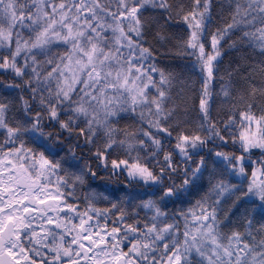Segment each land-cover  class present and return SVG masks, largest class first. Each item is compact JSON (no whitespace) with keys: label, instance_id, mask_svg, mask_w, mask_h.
Instances as JSON below:
<instances>
[{"label":"snow or ice","instance_id":"snow-or-ice-1","mask_svg":"<svg viewBox=\"0 0 264 264\" xmlns=\"http://www.w3.org/2000/svg\"><path fill=\"white\" fill-rule=\"evenodd\" d=\"M233 3L230 22L210 33L212 0H192L187 10L175 12L187 33L180 46L194 57L202 78L201 119L186 127L187 121L169 123L177 111L168 107L175 77L149 65L153 51L144 47L148 28L143 13L151 5L168 14L161 17L167 23L173 9L169 0H0V70L28 77L23 86L7 87L30 90L28 99L19 98L14 121L6 116L9 104L0 102V132L6 133L0 144V264H9L7 258L14 264H35L32 257L41 248L53 254L48 264H192L193 251L208 264H264V239L245 242L250 234L218 231L217 208L225 194L264 211V114L257 116L254 103H248L239 124L234 110L222 123L209 122L216 65L229 34L241 31L239 40L257 46L264 56V0ZM109 18L111 23H101ZM154 39L171 37L158 30ZM61 46L64 54L52 52ZM221 92L228 99L224 86ZM256 92L253 88L251 94ZM259 92L264 96V89ZM138 108L139 127L114 126L122 112ZM49 127L55 131H46ZM229 141L234 148L239 145V155L212 148L201 155L209 143L226 148ZM77 148L88 150L97 170L124 175L125 188L135 184L150 190L149 199L137 205L152 213L150 222L143 227L140 220L124 223L129 213L119 203L105 209L89 205L81 212L68 202L70 176L80 183L97 176L91 163L81 164L84 155L78 157ZM254 150L261 153L255 161L250 158ZM209 159L219 172H210L208 191L189 211L166 212L169 203L183 204L201 193ZM225 176L240 177V185L226 182ZM212 195L218 198L212 201ZM125 241L131 243L127 251L121 247Z\"/></svg>","mask_w":264,"mask_h":264},{"label":"trees","instance_id":"trees-1","mask_svg":"<svg viewBox=\"0 0 264 264\" xmlns=\"http://www.w3.org/2000/svg\"><path fill=\"white\" fill-rule=\"evenodd\" d=\"M60 2H62V0H57V3ZM99 2L102 4H111L112 0H99ZM169 2L173 5V9L171 19H169L167 23H165V20L161 17H166L168 14L153 9L151 5H148L147 10L143 13L142 18L148 28V34L144 37L147 43L144 44V47H150L153 51L154 59L148 61L149 65L154 63L158 68L165 70L166 73H171L175 77L169 90L170 100L168 101V107L175 108L177 111L173 120L169 123L187 121V124L182 126L193 127L198 125L201 119L199 114V92L202 78L199 74V68L193 66L194 57L188 55L180 46L181 41L186 37L187 33L181 18L175 15V12L181 7L187 10L191 6L192 0H169ZM230 4L232 7H229ZM114 7V4H112L113 10ZM234 7L235 4L233 0H212V20L208 25V32H214L217 28L224 27L226 23L230 22V14L234 10ZM105 22L111 23V19L109 18L101 21V23ZM158 30L170 36L171 39L166 42H158L155 40L154 36ZM109 35L110 32L108 33V37ZM240 35L241 31L229 34L228 39H226L221 46L222 54L216 65L218 68L215 74L216 81L212 86L214 99L210 105L209 122L219 121L222 123L224 120H227L229 115L233 114L234 110L237 124H239L240 112L245 111V106L248 103H254L253 112L257 116L264 114V96L259 92L260 89H264V73L260 72L261 61H264V56L260 55L257 46L249 45L247 41L239 40ZM52 52L64 54L65 49L58 50V48H53ZM44 58L47 59V57H42L41 59ZM20 59L22 63L23 57ZM155 78L159 80V75H156ZM27 79L28 77H24L23 79L15 78L14 72L0 70V102L9 104V111L6 113V116L10 121L19 118L18 113L21 109L19 98L23 96L25 99H28L30 97V90L24 91L23 87L10 88L7 87V85L20 84L23 86L24 81ZM222 86L229 92L228 99H224L223 97V93L221 92ZM253 88L257 89L254 96L251 94ZM149 95L150 97L155 95L154 90L150 92ZM139 114L140 111L137 110L135 113L131 111L122 112L120 114L122 119L114 124V126L121 129L129 127L130 131L134 130L136 127L140 126ZM173 135H175V133H173ZM5 137L6 133L0 132V144L5 141ZM165 143L167 145L168 142L165 141ZM28 146L31 147L32 145ZM209 148H212L213 152L223 151L226 153L235 152L237 155L240 154L237 150L239 145L234 148L231 141H229V145L226 148H214L213 145L209 143L205 146L204 152H202L201 155H204ZM83 150L88 154L87 156L90 155L87 149ZM260 156L261 153L258 150H254L250 158L255 161ZM195 159L198 161L199 156L195 157ZM86 162L91 163L93 165V170H96L94 160H86ZM214 168H216V166L213 165L211 159H209V171H206L204 174L206 183L201 193L188 198L183 204L170 203V208H165L164 210L171 214L178 213L181 210L189 211L192 209L196 200L208 191L209 185L207 181L210 178V172ZM101 170L97 173V178L104 184V176L106 174L104 170L103 172H101ZM216 171L219 172V168H216ZM246 171L250 178L252 168L248 167ZM106 172L107 174H111V169L109 168ZM61 174H65V172H61ZM224 178L226 182L232 185H240V177L229 178L225 176ZM118 179L127 182L124 175L118 176ZM247 183L248 180L245 179V188L247 187ZM133 188L141 190L140 185L133 184L129 186L130 190H133ZM237 195H239V193H237ZM126 197L132 201L121 206L122 209L129 213V218L124 223L131 224L136 220H140L141 227H143L145 223L150 222L152 213L137 207L142 201L149 199V196L144 194L139 198V202H135L131 195L125 196V198ZM217 198L216 195L211 196L212 201H215ZM219 199L221 203L217 208V218L222 227H220L218 231H220L222 235L229 236L232 232L236 231L242 234H250L247 235L245 242L252 238H254L256 242L264 239V211L255 208L251 204L236 202V196H229L227 194L225 197L223 196ZM196 211L198 212V209ZM134 212L138 213V215H133L132 213ZM168 222L171 223L172 221L168 220ZM249 223H251V227L248 226ZM181 224H183L182 220H180V225ZM129 243V241H125V243L121 245L124 251L128 250V247L131 246ZM223 243L227 244L228 241L225 239ZM157 255L159 256V253ZM189 259L192 261V264H200V261L197 260L195 256H190Z\"/></svg>","mask_w":264,"mask_h":264},{"label":"flooded vegetation","instance_id":"flooded-vegetation-1","mask_svg":"<svg viewBox=\"0 0 264 264\" xmlns=\"http://www.w3.org/2000/svg\"><path fill=\"white\" fill-rule=\"evenodd\" d=\"M50 128V129H49ZM47 130L55 131V129L49 127ZM65 147H68V144H65ZM63 154V153H62ZM77 155V154H76ZM78 156V155H77ZM82 162V161H81ZM64 176V175H60ZM104 184L108 186H112V190L107 191H93V188L98 184V178L96 176L95 179L91 177H85L84 182H75V177L70 176L68 178V184L70 186V190L72 192V196L69 198L68 202L70 204L78 205L79 210L83 212L89 205H92L98 209L110 208L113 203H119L120 208L125 203H129L132 200L129 198H125V196L133 195L135 202H137V197L140 194L139 190H124V182L120 181L118 176H112L111 174L104 176ZM103 184V185H104ZM129 191V192H126ZM119 215V211L112 213V218ZM77 224L78 220L75 221ZM104 221L101 220V223ZM112 222L111 218L109 220V228H111ZM131 244V243H129ZM53 254L49 253L47 248H41L39 254H34L33 259L35 260V264H48L51 261ZM9 264H14L10 258H7ZM66 264V261H65Z\"/></svg>","mask_w":264,"mask_h":264},{"label":"rangeland","instance_id":"rangeland-1","mask_svg":"<svg viewBox=\"0 0 264 264\" xmlns=\"http://www.w3.org/2000/svg\"><path fill=\"white\" fill-rule=\"evenodd\" d=\"M29 2H30V0H29ZM106 23V22H105ZM110 32V31H109ZM25 36H27V34L25 33ZM109 40H111V32H110V35H109ZM61 49H65L63 46H61V47H58V50H61ZM65 51H66V49H65ZM45 59V58H44ZM137 111H141V109H137ZM143 111H147V109H143ZM227 194H225V196H226ZM224 196V197H225ZM170 203L167 205V209H169L170 208ZM189 219H191V217H189ZM182 220V219H181ZM166 223H169L168 221H166ZM182 223L183 224H181L180 225V229H179V231H180V233H181V235H180V240H181V242L183 241V236H182V233H183V231H184V222H183V220H182ZM191 226V225H190ZM194 230V229H193ZM169 243H171V237L169 238V241H168ZM161 250H163V246L161 245ZM190 256H195L196 258H197V260H199V261H201V260H203V264H208V260H207V258L206 257H204V258H202V257H200L199 256V254L198 253H196L195 251H193L192 253H191V255ZM189 256V257H190Z\"/></svg>","mask_w":264,"mask_h":264},{"label":"bare ground","instance_id":"bare-ground-1","mask_svg":"<svg viewBox=\"0 0 264 264\" xmlns=\"http://www.w3.org/2000/svg\"><path fill=\"white\" fill-rule=\"evenodd\" d=\"M76 154L81 156L82 154L84 155V160H89V156H87L88 154L83 150V149H80V148H77L76 149ZM94 163L96 164V161H94ZM96 168V167H95ZM97 171V173H99V170H95ZM101 172H103V170H101Z\"/></svg>","mask_w":264,"mask_h":264}]
</instances>
